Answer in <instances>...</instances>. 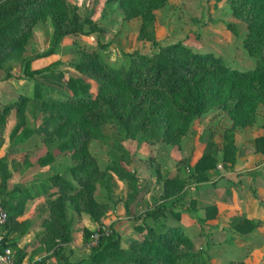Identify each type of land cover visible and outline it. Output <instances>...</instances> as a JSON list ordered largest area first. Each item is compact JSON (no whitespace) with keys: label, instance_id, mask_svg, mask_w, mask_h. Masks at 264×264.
<instances>
[{"label":"trees","instance_id":"1","mask_svg":"<svg viewBox=\"0 0 264 264\" xmlns=\"http://www.w3.org/2000/svg\"><path fill=\"white\" fill-rule=\"evenodd\" d=\"M114 1L123 9L125 19L141 18L138 38L153 43L158 50L150 55L123 51L125 62L115 66L102 52L105 50L102 43L95 48L81 47L79 60L70 63L79 75H68L64 79L65 87L59 89L48 83L52 74L45 72L51 70L50 66L33 69L32 60L38 57H25L37 24L50 22L52 26L51 47L40 56L51 55L66 37L96 32L97 24L90 22L91 18L83 15L79 6L71 5L70 0H0V70L4 77L15 76L19 61L23 76L45 78L36 79L32 98L22 95L0 109V126L15 107L16 130L25 127L26 112L34 114V108H30L34 99L44 115L42 129L48 148V154L40 159L41 164L49 163L55 150L70 154L74 160L65 174L58 173L47 180L61 193L48 201L51 217L45 222L44 243L50 253L33 264H48L47 259L52 256L57 258L55 264H210L203 249L193 250L194 244L182 226L171 225L163 217L166 211L179 216L174 206L187 195V186L210 181V171L218 172L219 164L225 170H233L238 157L244 155V149L236 144V130L253 126L259 106H264V0H228L233 16L247 26L243 46L255 59V66L246 70L231 67L213 52L194 50L182 40L161 45L157 39L156 11L165 8L168 0ZM227 26L238 35L236 24ZM89 80L98 83L95 90ZM214 108L223 110L233 121L223 134L222 157L219 159L207 148L195 165L183 158L177 168L165 174L159 172L164 194L156 200L159 201L156 208L147 206L146 213H139L135 219L141 221L136 225L140 236L123 239L113 225L104 229L103 217L115 204L112 194L117 179L128 185L129 215L134 216L137 208L147 203L149 186H143L130 168L132 153L124 141L138 140L146 145L166 143L179 149L194 120ZM106 125L113 126L120 138L107 134ZM94 140L116 150L120 159L103 167L91 150ZM254 142L257 151L264 153V136ZM100 189L105 195L98 194ZM253 191L256 195V189ZM14 211L11 206L12 213L4 229V245L13 251L14 243L10 242L7 228L12 224L22 229ZM205 211V218L199 220L202 223L214 218L218 208L213 205ZM82 214L99 227L93 231L85 229L84 242L90 253L74 259L70 245L74 239L73 225ZM259 224L258 220L245 218L235 220L232 225L236 232L248 234ZM14 253L22 263V251L17 249Z\"/></svg>","mask_w":264,"mask_h":264},{"label":"rangeland","instance_id":"2","mask_svg":"<svg viewBox=\"0 0 264 264\" xmlns=\"http://www.w3.org/2000/svg\"><path fill=\"white\" fill-rule=\"evenodd\" d=\"M70 3L73 6H79L81 13L89 16V18H91L90 22H95L97 24L98 30L87 35L83 34L77 37H69L64 40V42L59 45L58 49L51 55L40 56L51 47L52 26L50 22H39L37 24L34 38L32 39L28 50L25 52V57L35 56L39 58L32 60V68L33 65H36L39 69L50 66L51 70L45 73L49 75L52 74L51 78L48 80V83L51 84V86L63 89V87H65L64 79L68 75H79V73L71 67L70 63L79 60V48L81 47L95 48L102 43L105 45V50H102V52L108 62L115 66H119L125 62L123 51H139L150 55L155 50H158V47H155L153 43L138 38L141 18L135 17L132 19H125L123 9L114 0H70ZM156 13L157 39L161 45L182 40L194 50L213 52L216 55L221 56L231 67L246 70L255 66V59L248 54L243 46V39L247 34V26L243 21L238 20L233 16L228 0H168L166 7L157 10ZM229 23L236 24L238 35H235L228 28L227 25ZM17 62L16 68L20 67V76L17 77L28 79L30 85L32 83L31 88H33L36 79L39 81L45 80L43 75H37L35 78H27L23 76L22 63L19 61ZM14 74L15 76L18 74H16V69L14 70ZM2 77H4V72L0 70V78ZM89 81L92 83V90H95L98 83L92 80ZM29 97L32 98L33 96ZM37 103L36 100L31 99L30 108H34V113L37 112L38 115L35 114L28 117L25 114L26 123L28 126L31 125V127H35L36 124H41V126H43L44 115L40 114V110L36 106ZM258 112L259 116L253 126L244 128L239 127L236 130V132H239V140L242 144L239 146L244 149V155L240 156L243 158L241 159L238 157L236 165L232 170L233 172L225 170L221 164V167L219 168V171L221 172L218 174L220 176L218 177V180H222V178H225L226 180L241 179L243 184L241 190L242 193L247 192L249 189L251 190L249 185L253 184L255 186H261L260 184H263L264 181V176H262L264 174V153L257 151L254 142L257 137L264 136L263 105L259 106ZM232 125L233 121L223 110L220 108H214L208 112L206 116L194 120L187 136L182 140L181 148L177 149L174 145L163 143V148L161 147L157 149L159 154L157 156H150L147 158V162L149 161L152 163L150 160H152L153 157L156 163L159 159L160 162L158 164H160V169L158 171H161V168L164 166L163 161H167V164L165 165L166 167L171 166L173 169L177 168L179 161L182 158L176 160L174 154L171 153V149H174L173 153H181L182 148L186 146L193 154V145L194 147L200 146V148H195L197 153H199L202 146L205 145L204 147L206 149L210 148L220 159L222 157L224 131ZM104 130L107 134L120 138L113 126L106 125ZM42 133L45 135L44 129ZM251 140L252 144L249 143ZM184 142L185 146H183ZM124 143L132 153L133 165L130 168H133L136 174L142 175L144 181L141 182V184L143 186H148L149 182H146L144 177L145 172H139V170H143V168L139 165L142 160L138 158H141L139 156L143 146H146V148L149 146L151 148L155 146L157 148L159 145L151 144L147 146L144 143H139L138 140L132 139L124 141ZM90 147L103 167L108 163L120 159V155L116 150L100 141H92ZM197 149L200 151L198 152ZM258 153L263 154L261 155L262 157L254 160V158L258 157L255 154ZM58 164V170H63L62 174H65L67 169L74 164V160L70 154L64 153ZM167 172H169V170H164L163 174ZM188 172L189 170L187 171V174H189ZM147 175L150 176L151 172ZM241 175L249 177V181L246 182V179L239 178ZM215 178L217 177L212 176L210 181H213ZM251 178H253L252 181L250 180ZM68 179L71 178L69 177ZM157 180V185H155L154 188H150L153 192L152 197L155 194L152 201L151 199L149 200V203L152 204L150 207L153 209L158 206L157 204L159 201L156 202V200L164 194V184L160 183L163 182V180ZM234 180H230V182L227 181L228 185L234 186V183H232ZM216 181V179L213 181L212 186H214ZM257 182L259 183L257 184ZM125 183V181L117 180V187L112 194L115 204L109 213L103 217L102 221L104 229H107L109 226L111 229L113 225V228L122 235L123 239L141 235L136 229V225L141 223V221L136 222L135 219H138L139 213L142 214V212H144L143 214H145L147 210V204H143V206L137 208L136 212H138H135L134 216L129 215L128 210V214L123 211L125 195L129 194L128 185L127 189V183ZM224 187L227 188L226 185ZM125 189H127V191ZM188 189L189 187L187 186L186 190ZM98 194L105 195V191L100 189ZM226 194H228L227 198H232L229 195L231 193ZM186 196L174 206V211L179 213V216L173 214L171 211H166L163 220L171 225L182 226L183 231L190 237L194 244V251L203 249L206 252V257H208L210 264H238L241 262L245 264H264V228H260L257 234L251 237L250 240H245L243 238L245 234L236 232L233 225L229 228L221 229V226H212L210 221L213 218L206 220L204 223L199 221V219L198 221H193L191 215L189 218V213L192 211L186 212L187 208L184 209L183 206H179L184 204L183 202ZM193 200L194 199L192 198L191 204ZM194 201V206L197 207V201ZM83 225L82 228H78L77 230L74 229L73 240H75V248H72V257L74 259L81 258L90 253V248L84 242L85 229L93 231L99 227V225L92 219L88 223L84 222ZM251 244H254V248L262 247L263 253L257 254L254 250L255 254H252L250 252Z\"/></svg>","mask_w":264,"mask_h":264},{"label":"crops","instance_id":"3","mask_svg":"<svg viewBox=\"0 0 264 264\" xmlns=\"http://www.w3.org/2000/svg\"><path fill=\"white\" fill-rule=\"evenodd\" d=\"M67 38L69 37L64 38L62 42H64V40ZM30 43L27 46V50L30 46ZM33 68L39 69L36 67V65H33ZM19 70L20 67L16 68V74L18 73L16 76L11 78H0V109H2L4 105L15 102L22 95H34L35 83L33 84V88H31L32 83L30 85L28 79L17 77L20 76ZM35 114L38 115L37 112L32 115ZM26 115L29 117L31 113L27 111ZM204 116H206V114L202 115L201 117ZM17 125V108L13 107L6 115L4 125L2 127L0 126V173L2 180L4 181L3 190L5 201L8 203L6 208L9 212V215L11 216V206L14 207V213L16 215L15 220L20 223L22 228L16 229L12 224L8 226L7 233L11 239L10 242L14 243V251L17 249L22 251V264H33L34 262L39 261L41 258L48 256L50 253L47 251L46 245L44 243L45 222L51 217L48 201L57 198L61 191L57 186L51 185V183H49L47 180L49 177L55 174L63 173V170H58V162L64 153L55 150L52 154L53 159L47 164H41L40 159L48 154V148L44 141V133H42L43 129L41 124H36L35 127L26 125V129L25 127H22L21 129L16 130ZM235 140L237 145H242L239 140V132H236ZM185 142L183 146H185ZM249 143L252 144V140ZM158 145L159 146L157 148L155 146L151 148L149 145H147L149 146L148 148L143 146V151H140L141 153L139 156L141 158H138L144 161H141L139 164L143 168V170H139V172L144 171L145 181L149 182V191L145 196L147 206L149 204V206H152V204L149 203V200L151 199L152 201V198L155 196V194L152 197L153 192L150 190V188H154L155 185H157L156 182H158L157 179L159 172L163 174L164 170L173 169L171 166L166 167L165 165L167 164V161H163L164 166L161 168V171H158L160 169V164H158L160 160L158 159L156 163L154 157L152 160H150L152 163L149 161L147 162V158L150 156H157L159 154V151L157 150L158 148H163L162 144ZM204 146H202L201 151L197 149L198 152L200 151L199 153H197L195 148H200V146L194 147V145L192 149L194 150L193 154L186 146L182 148L181 153H173V148L171 149V153L174 154V158L176 160L188 158L191 165H195L206 150ZM255 155L258 157L254 158V160L261 158V155L263 154L258 153ZM240 158L242 159L243 157ZM230 171L233 172L232 170ZM149 172H151L150 176L147 175ZM220 172L221 171L219 170L218 172L214 170L210 171L211 177H217L215 178L217 181L214 186H212V183L215 179L213 181L194 183L188 186L189 189L187 190V196L183 202L185 205L183 204L179 206H183L184 209L187 208L186 212L192 211L189 213V218L191 215V217H193V221H198V219L200 220L202 217L205 218V207L210 205L217 206L218 213L210 222L212 225H218V227L221 226V229L231 227L235 220L241 221L245 218L254 219L255 221L258 220L260 222L259 226L249 234H245L243 236L245 240H250L251 237L257 234L260 228H264V181L263 184H260L261 186H255L253 184L249 185L251 190L249 189L247 192L242 193L241 190L243 184L241 179L226 180L225 178H222V180H218V177H220L218 174ZM137 175L140 178V182H143V176L139 174ZM262 176H264V174ZM239 178L246 179V182L249 181V177L243 175L239 176ZM230 180H234L232 182L234 183V186L228 185L227 181L230 182ZM250 180L252 181L253 178ZM160 183L164 184V182ZM258 183L259 182H257V184ZM225 185L227 188L224 187ZM127 189L125 190L127 191ZM254 189H256V195L253 191ZM226 193H231L229 195L232 198H227L228 194ZM192 198L197 201V207L195 209L191 204ZM128 200L129 197L128 194H126L124 201L128 202ZM125 202L123 211L128 214ZM19 209H21V213H17ZM90 220L91 219L88 215L82 214L81 218L73 225V230L82 228L84 226L83 223H88ZM25 227L27 230L24 232L23 228ZM70 245L72 248H75V240H73ZM250 249L252 254H255L254 250L257 252V254L263 253V248H254V244L250 245ZM56 262L57 258L55 256L48 257L47 259L48 264H55Z\"/></svg>","mask_w":264,"mask_h":264},{"label":"built area","instance_id":"4","mask_svg":"<svg viewBox=\"0 0 264 264\" xmlns=\"http://www.w3.org/2000/svg\"><path fill=\"white\" fill-rule=\"evenodd\" d=\"M219 165L218 168H220ZM9 219V212L5 205V196L3 193V180L0 173V264H22L15 257L13 249L5 246L6 231L4 230Z\"/></svg>","mask_w":264,"mask_h":264}]
</instances>
